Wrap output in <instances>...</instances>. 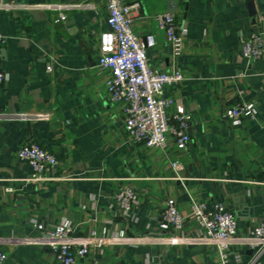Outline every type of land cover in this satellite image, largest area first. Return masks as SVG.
Wrapping results in <instances>:
<instances>
[{
  "label": "crops",
  "instance_id": "0c3cea01",
  "mask_svg": "<svg viewBox=\"0 0 264 264\" xmlns=\"http://www.w3.org/2000/svg\"><path fill=\"white\" fill-rule=\"evenodd\" d=\"M125 1L140 4L132 28L150 66L183 74L163 94L173 100L168 117L176 104L190 116V141L177 149L167 135L163 149L148 148L125 134L121 107L107 97L109 72L97 65L100 35L109 30L102 1L0 0L14 5L0 6V68L6 74L0 113L43 115L0 119L1 264H56L49 247L18 239L59 223L78 236L92 229L117 236L91 247L77 264H222L212 244L162 240L168 235L159 214L163 203L175 201L182 234L192 238L202 230L189 216L191 200L225 204L238 235L264 219V54L251 60L240 54L251 35L264 38V0H252L255 16L248 14L247 0ZM168 9L184 30L177 54L154 18ZM237 102L253 111L234 123L223 111ZM29 141L57 158L38 179L17 157ZM175 160L177 170L170 164ZM126 186L135 199L128 215H119L115 194ZM141 236L147 238L128 240ZM225 264L257 263L251 248L235 243Z\"/></svg>",
  "mask_w": 264,
  "mask_h": 264
},
{
  "label": "built area",
  "instance_id": "2783aa9c",
  "mask_svg": "<svg viewBox=\"0 0 264 264\" xmlns=\"http://www.w3.org/2000/svg\"><path fill=\"white\" fill-rule=\"evenodd\" d=\"M106 9V22L109 30L100 35L97 65L109 72L105 81L108 99L121 107L124 120V132L136 143L148 148L163 149L167 135L173 137L177 149H184L190 141V116L181 105H174L170 117L166 110L173 105V100L164 96V88L183 79L180 71H159L150 66L144 43L132 28L133 15L140 4L137 1L100 0ZM5 10L13 8L12 3H1ZM53 7V5H46ZM157 27L164 32L167 44L174 54L179 53L183 44L184 30L178 27L172 13L163 12L155 15ZM59 19H64L62 13ZM0 35V60L1 44ZM240 54L247 60L256 59L264 54L262 33H255L245 40ZM49 69V67H47ZM6 80V74L0 68V84ZM253 108L246 102H237L224 109L223 117L238 123L243 114H251ZM41 114L26 112L0 113V119L29 120ZM264 129V121L262 122ZM17 157L28 163L32 170L31 179L41 178L44 170L57 165V158L38 143L29 141L21 145ZM175 170L181 168L178 161H171ZM174 179L181 180L179 176ZM10 190V188H7ZM135 195L131 187H122L115 194L116 211L119 215H128ZM162 228L168 235L162 240L168 245L178 243H207L215 246L222 264L228 261L231 245L244 244L252 249L253 262L260 261L264 255V219L255 224L246 234L238 235L235 215L222 202L208 205L205 202L191 200L189 216L202 230L198 237H186L182 234L183 218L173 199H167L160 209ZM37 228L43 229L41 224ZM117 236H104L92 229L87 236L73 233L70 225L59 223L43 232L42 235L18 239L25 243H41L51 249L56 264H77L85 257L91 247L100 246ZM147 236L128 237L131 242L146 239ZM16 240V239H15ZM5 254L0 251V264L5 261Z\"/></svg>",
  "mask_w": 264,
  "mask_h": 264
},
{
  "label": "water",
  "instance_id": "95a60500",
  "mask_svg": "<svg viewBox=\"0 0 264 264\" xmlns=\"http://www.w3.org/2000/svg\"><path fill=\"white\" fill-rule=\"evenodd\" d=\"M171 7L170 8H173L174 6V2L171 1V4H169ZM247 9H248V14L251 15V16H255L256 14V11L254 9V6H253V1L252 0H247ZM173 9H168V12H171Z\"/></svg>",
  "mask_w": 264,
  "mask_h": 264
}]
</instances>
